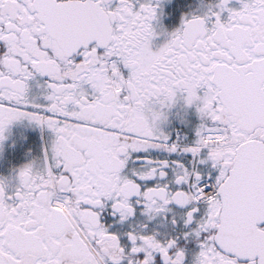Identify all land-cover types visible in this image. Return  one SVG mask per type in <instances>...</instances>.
Instances as JSON below:
<instances>
[{
    "label": "snow or ice",
    "instance_id": "1",
    "mask_svg": "<svg viewBox=\"0 0 264 264\" xmlns=\"http://www.w3.org/2000/svg\"><path fill=\"white\" fill-rule=\"evenodd\" d=\"M231 3L161 33L164 0H0V148L54 137L0 176V264H264V0Z\"/></svg>",
    "mask_w": 264,
    "mask_h": 264
},
{
    "label": "flooded vegetation",
    "instance_id": "2",
    "mask_svg": "<svg viewBox=\"0 0 264 264\" xmlns=\"http://www.w3.org/2000/svg\"><path fill=\"white\" fill-rule=\"evenodd\" d=\"M216 0H164V15L161 17V26L158 31L161 33L171 32L179 27L185 13L204 14ZM231 6L240 7L239 0H232ZM167 39L166 34L156 38L154 44L159 46ZM48 80L47 77H37L29 81V95L36 103H46L44 99V88L42 85ZM198 123V117L194 108L185 109L183 101L170 110L169 120L164 125L165 131L171 133L175 138L178 134L181 138L187 136L189 140L194 137L193 129ZM7 139L0 148V176L12 178L15 170L22 165L36 160L38 163L43 160L45 144L50 145L53 140V133L50 130H41L38 126L29 121L17 122L11 126L7 133ZM15 181L10 183L9 191L14 190ZM188 261L192 259L193 253L197 250L195 243L189 246Z\"/></svg>",
    "mask_w": 264,
    "mask_h": 264
}]
</instances>
